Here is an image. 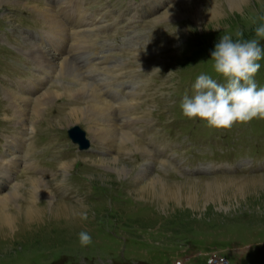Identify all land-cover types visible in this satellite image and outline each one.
Here are the masks:
<instances>
[{"label":"rangeland","instance_id":"374dc122","mask_svg":"<svg viewBox=\"0 0 264 264\" xmlns=\"http://www.w3.org/2000/svg\"><path fill=\"white\" fill-rule=\"evenodd\" d=\"M222 2L226 0H169L166 5L156 4L154 14L136 12L131 7L125 9V16L132 19L120 20L110 32L116 30V34H108L110 29L103 33L111 35V39L99 40L110 44L98 45V51L110 52L114 63L125 65L126 60L140 68L138 76L131 80L125 76L113 84L118 89H140L141 93L132 104L126 101L121 105L120 93L114 100L118 110L126 106L127 119L133 117L134 134L120 121L115 128L98 130L97 136L101 137H94L96 130L86 118L74 126H62L64 116L76 107L71 103L78 101L74 98L77 91H62L46 100L35 128L26 129L14 118L9 90L14 88L17 75L28 72L35 74L36 82L24 86L20 94L29 101L48 89L58 91L48 87L43 67L35 64L38 53L33 49L32 54L27 46L32 41L37 43L40 34H49L45 24L48 17L57 15L71 28L69 19L60 15L62 4L77 3L85 15L102 14L111 22V7L119 10L127 3L138 6L144 1L6 0L0 5V163L6 162L3 154L8 156L5 144L14 141L15 136L20 140L12 143V150L29 163L28 167L25 164L12 171V180L3 185L1 194L17 193L11 202L14 213L32 203L45 207L51 197L71 207L69 215H44V220L23 222L15 230L0 232V264H264V177L242 185L210 184V188L203 183L184 184L192 177L264 175V119L217 129L199 118L183 116L180 109L183 96L193 94L190 83L194 76L201 73L217 77L210 56L221 35L232 34L236 39L235 33L241 32L242 39L254 37V29L264 23V0H249L234 9L224 4V8L220 6L222 14L201 23L189 18L169 19L167 14L186 3H195L210 12V4ZM48 3L53 10L46 7ZM85 15L84 26L91 30L93 16ZM140 43L141 54L133 48ZM260 45L264 49V39ZM53 46L62 51L61 45ZM122 47L140 56L119 53ZM78 53L76 57L83 61L94 57L96 63L101 62L89 50ZM141 55L145 57L141 59ZM258 63L260 69L254 79L264 84V56ZM68 65L75 67L70 60ZM138 80L142 82L136 83ZM82 82L81 94L92 90ZM73 127L80 128L89 142H96L86 150L73 144L66 135ZM110 141L112 147L108 146ZM110 159H118L128 167L124 179L109 165L100 164ZM62 163L69 167L64 169ZM154 175L175 182V189L180 187L179 195L141 196L139 189ZM33 176L44 177L43 187L47 190L45 196L35 200L30 198L29 181ZM85 211L86 220L80 218ZM81 231L92 237L90 245L81 246Z\"/></svg>","mask_w":264,"mask_h":264},{"label":"bare ground","instance_id":"6f19581e","mask_svg":"<svg viewBox=\"0 0 264 264\" xmlns=\"http://www.w3.org/2000/svg\"><path fill=\"white\" fill-rule=\"evenodd\" d=\"M5 1L6 0H0V5L4 3ZM143 1H144L143 4L134 6L133 10H135L136 12L146 11L148 12V14H154L156 9H158L156 4L160 5L164 3L166 5V3L169 0H143ZM150 1L154 5H151ZM199 1L209 2L212 0H199ZM244 3L248 4L249 0H226V2L224 3L222 2L218 4H210L209 6L210 12H205L204 7L198 6L195 3L194 4L186 3L179 7L170 9V12H168L167 16L169 19L170 18H179V19L189 18V21L193 20L195 22L201 23L207 17H210V16L214 17V16L222 14L224 4L234 9V8H240ZM10 5L12 4L10 3ZM131 6L133 5L130 4L128 6H123L119 10H116L115 8L111 7L110 13L113 17V20L110 23L105 22L103 18L104 16L102 14L100 16L93 15L94 24L92 25L91 30H88L87 28H85L84 26L85 18L82 15L83 11L80 10L77 3L62 4L60 6V11H59L60 15L62 16V18L69 19L71 23V28L70 26L63 23L60 17L57 15H56L57 18L55 17L46 18L47 22H45V24L47 28L49 29L48 31L49 34H45V35L40 34L38 38V42L36 43L35 41H32V43L27 46V49L32 54H34L33 49L35 50L36 53H38V59L36 60L35 64L43 67L45 78L49 81L48 87H56L58 91L53 92L52 90L48 89L43 94H41L42 96L39 95L36 98L33 97L31 98V101H29L27 97H25L24 95L20 93L24 86L29 87L32 84V82L33 83L36 82L35 81L36 76L33 73L29 75L28 72L17 75L14 80L15 81L14 88H11L8 94V97L9 99L12 100L13 106L15 108L14 118L16 122L18 120V122L22 123L26 129H28L29 126H31L32 128H35L36 121H38L39 119V113L42 111L44 104H46L44 102L48 99H52L54 95H58V96L61 95L60 92L62 91H67L65 93H68V91H70L74 93L78 92L74 96L75 100H78V101H75V103H71L72 106H76V107H73L72 110H70V112L67 114V116L66 117L64 116V119L62 118L63 119L61 121L62 126L69 127L75 124L76 122H78L79 120H84L86 118L87 121H89V125L91 127H94L96 130L94 132V137H101L100 134H98L97 136L98 130H106L110 128H115L120 121H123L124 126L134 134L135 128L133 124L134 123L133 117H130V119H127L126 106H123L122 111L118 110L116 108L114 100H115L116 94L120 93L122 96L121 102H120L121 105H125L126 101H127V104H132L134 101H136V97L137 95L141 93V90L133 89L128 86H123L118 89V87L115 86L113 82L117 80H121V78L125 79V76L131 80L133 76L135 77L138 76L136 71L138 69L140 70V68L139 66L127 63L126 60L124 61L125 65L114 63L115 61H112L113 55L110 52L106 53L103 51H98V45L100 46L109 45L108 43H104V41L99 40V38L103 37L102 33H104L107 28L111 27L116 21L119 22L120 20H123V21L131 20L129 16H125V9H129ZM220 6H223V8H221ZM19 7H22V6L19 5ZM46 7L52 10L54 9V6L51 5L50 3H48ZM75 11H79V12L75 13ZM51 26H53V31L51 29ZM23 31L28 33L27 29ZM51 34L52 36H55V37H52ZM53 44L61 45L63 47L62 51L55 49ZM51 46L53 47V49L51 48ZM124 47L126 48L128 46H124ZM133 48L135 52H138L141 54V48H142L141 43L139 46H134ZM87 50H89L92 54L96 53L95 58L101 60V62L96 63L94 61V57L87 58L86 61H83L79 59V57H76L77 54H79L78 53L79 51H87ZM122 51L129 53V55L133 56L134 58L140 56V55H137L138 53L135 54L132 51L125 50L123 47L119 49V52H122ZM128 57L129 56H127L126 58ZM144 57L145 56L141 55V59H143ZM141 59H138V60H141ZM69 60L75 65L73 69L71 68L70 65H68ZM55 68L57 71L55 70ZM21 75H23V77H21ZM77 76H79L80 78H78ZM140 76L142 77L144 76V74L141 73ZM50 80L51 81L53 80L52 81L54 82L53 85L51 84ZM58 80H60V83H57ZM80 80L85 82V86H89V88H91L94 91V93H89L92 91L90 90L86 94H81L80 90L82 91L83 90L82 88L84 86L82 85L80 86ZM141 82H142L141 80H138L136 83H141ZM74 86H77V88L73 89ZM6 89L8 90L9 88L6 87ZM82 103H85V104L88 103V104L86 106H78V105H82ZM101 105L104 106V109H101V107H99ZM30 106L32 107L30 110V114L28 115L27 111H28V108H30ZM106 135L108 136V133ZM83 138L88 142L89 146H91V144H94V142H96V140L89 142L88 139L84 136ZM18 140H20V137L15 136L14 141H11V142L7 141V143L4 146V149H6L8 156L3 154L2 157L6 159V162L2 161V163H0V232H5L8 230H15L23 222L31 223L34 221L44 220V218L42 217L44 215H45V218H47L49 215L55 216V217L67 215L69 213L68 211L71 210V207H69V204H66L64 200H58V199L53 200V198L51 197V201L47 203V206L45 207H36V206H33L34 203H32L29 205L27 204L26 207L19 208L17 211L18 213L12 212L11 202L18 195L15 192L14 193H3L2 192L1 194V191L3 190V185H5L7 181L12 180L11 179L12 171L16 169L18 170L22 169L23 166H25V164H26L25 167L29 166L28 161L24 159L23 161L22 159H20L19 153L17 151L12 150V143ZM25 143H26V140H25ZM108 146L109 147L113 146L112 141L108 142ZM115 146H116V143H115ZM107 151H108V154H111V150L107 149ZM62 164H63L64 169L65 168L67 169L69 167V164L67 163H62ZM100 164L109 165L111 168H113L116 171L117 175L121 179H124L128 175V167L122 162H120L118 159L105 160L101 162ZM145 172H148V170H146ZM261 177H264V175L252 176V177H240V176L230 177L229 176V177H217V178H211V179L192 177L186 180L184 184L194 185L198 183H203V184H206L210 188L211 187L210 184L219 185L223 183L234 184L235 182L236 183L240 182L239 185H242L244 184V182H247V181H253V182L257 181L256 179L261 178ZM43 178L44 177H41V176H36V177L33 176V180L29 181L31 183L30 198L32 200H35L36 198L41 197V195L45 196V194H47L46 192H44L47 190L43 187L44 181H45V179ZM18 185L19 183L17 182L16 185L14 186V190L17 188ZM182 185L183 184H181V186ZM176 186L177 185L175 182H170L157 175H154L151 178L149 177V179L145 181L141 189H139L140 193L139 192L138 193L141 196L146 194V195L155 196L159 198L161 197L169 198L170 196L177 197V195H179L178 193H179L180 187H178V189L176 190L175 189Z\"/></svg>","mask_w":264,"mask_h":264},{"label":"clouds","instance_id":"9594fccd","mask_svg":"<svg viewBox=\"0 0 264 264\" xmlns=\"http://www.w3.org/2000/svg\"><path fill=\"white\" fill-rule=\"evenodd\" d=\"M254 33L250 39H242L241 32L235 33L236 39L232 34L220 36L210 59L213 72L225 83H219L211 74L198 75L192 85L193 94H185L180 102L183 116L199 118L208 127L217 129L264 119V86L258 87L254 79L260 69L258 61L264 56L260 45L264 39V23ZM80 218L86 220L87 212L81 213ZM78 238L81 246L92 243L87 232L81 231Z\"/></svg>","mask_w":264,"mask_h":264},{"label":"water","instance_id":"95a60500","mask_svg":"<svg viewBox=\"0 0 264 264\" xmlns=\"http://www.w3.org/2000/svg\"><path fill=\"white\" fill-rule=\"evenodd\" d=\"M67 133L69 137L72 139L73 142H77L80 147H83L81 140H82V130H80L78 127H73L67 130Z\"/></svg>","mask_w":264,"mask_h":264}]
</instances>
